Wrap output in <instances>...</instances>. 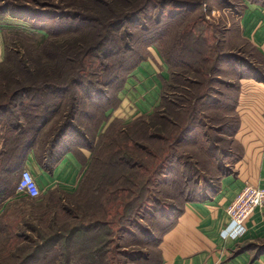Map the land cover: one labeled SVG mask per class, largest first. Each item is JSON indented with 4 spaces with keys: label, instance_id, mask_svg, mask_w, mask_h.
<instances>
[{
    "label": "rangeland",
    "instance_id": "374dc122",
    "mask_svg": "<svg viewBox=\"0 0 264 264\" xmlns=\"http://www.w3.org/2000/svg\"><path fill=\"white\" fill-rule=\"evenodd\" d=\"M5 1L14 0H0V5ZM40 1L51 6L61 3L60 0ZM180 1L184 0H149V9L140 16L139 23L128 24L121 31L122 35L132 33L133 50L109 58V71L100 77L111 79L119 74L115 71L119 64L140 62V52H146L143 39L159 33L161 40L148 42L153 43L149 49L151 55L162 59L169 69L159 106L128 124L103 128L94 147L95 165L76 189L63 192L62 200L56 194L43 192L38 199H24L16 193L11 199L0 201V264H20L28 256L37 257L30 264H44L47 254L53 255L49 261L57 262L51 264H61L63 252L75 254V248L87 243L79 235L75 236L76 226L95 221L102 224L100 249L108 264H158V239L174 223V209L182 206L190 194L200 192L206 183L204 179L215 182L219 164L225 167L236 158L240 147L234 136L214 129L224 120L234 125L236 115L234 111L214 106L215 101L234 96L229 85L238 82L239 70L249 77L264 79V56L240 38L236 18L241 6L236 0H193L199 3L193 2L194 6L187 7ZM153 2L166 3L164 19L159 25L156 20L160 11L152 6ZM136 3L145 1L136 0ZM11 25V34L17 33L10 36L8 43L12 57L17 60L14 53L19 51V57L45 64L47 57L39 54L43 51L46 32L26 31L19 25ZM13 41L17 42L13 44ZM61 49L67 52V44ZM230 52L232 57H227ZM183 54L191 62H182ZM85 60L86 63L78 64L80 70L86 69L89 74L98 68L97 64L88 63L89 58ZM6 74L15 78L18 72L5 71ZM164 93L166 97L162 98ZM202 97L204 105L199 102ZM166 114L171 117L168 121L164 119ZM191 114L197 115L193 123L198 128L189 136L184 130ZM179 138L184 141L178 143ZM216 144L223 153L213 157L211 147ZM118 151L132 157L131 187L125 177L115 183L118 173L106 166ZM187 163L196 166L191 168L194 179L188 183L183 172V165ZM18 180V174H6L1 182L9 184V189L15 192ZM96 194L101 198H96ZM53 237L54 243L58 242L57 248L52 246V250L49 247L52 252H44L48 247L46 240Z\"/></svg>",
    "mask_w": 264,
    "mask_h": 264
},
{
    "label": "trees",
    "instance_id": "16d2710c",
    "mask_svg": "<svg viewBox=\"0 0 264 264\" xmlns=\"http://www.w3.org/2000/svg\"><path fill=\"white\" fill-rule=\"evenodd\" d=\"M23 1H5L4 4L0 5V15L9 13L12 17L23 21V25L14 24L21 26L22 28H19L22 30L46 32L45 34L43 33L44 43L42 46L44 47L39 56L44 54L47 58H45V64L29 62L19 57L20 53L17 51L14 53L17 58L15 60V57H12V52L8 49V43L10 36L17 33L11 34L13 27L6 31V53L4 60L0 62V88H2L0 91V118L4 116L0 127L8 133V146H6V150L0 153L2 157L0 159V201L11 199L16 194L21 176L19 174L20 161L37 139L42 144L40 152L44 157L46 155L47 158L46 167L54 165L57 158L58 145L66 136L81 137L86 140L88 146L93 148L94 142H97L98 139L96 141L92 140L96 137L92 129L98 128L102 124L106 118L104 116L105 111L118 105L116 95L123 89L128 75L142 60L152 56L149 47L153 43L148 42L161 40V36H158L159 33L154 34L155 36L151 35V37L144 38L142 44L145 46L144 52H146H140V62L137 63L136 61L133 65H128L127 63L119 64L115 71L121 76L115 74L111 79L101 80L102 74L109 71V58L122 54V52L133 50V47L130 46L133 38L132 33L122 35L121 31L128 24L139 23L137 21L141 19L140 16L149 9V0H144L145 3L139 4L136 3V0H68V2H66L67 0H60L61 3L56 6L45 5L40 0ZM193 2L195 1L184 0L178 3H184L186 6L183 7H187L190 4L194 6ZM164 5H166L165 2H153L152 4L155 9L160 11L156 20L158 25L164 19ZM51 21H53L52 24L50 23ZM14 42L16 43L17 41H13V44ZM110 43H112V47L109 46ZM119 43L121 44L119 45ZM66 44L67 52L66 49H64L65 51L61 49L66 48ZM56 47L60 50L53 51L51 49ZM185 55L183 54L184 58L181 61L191 62L188 60L189 56ZM227 57H232L231 52L227 54ZM86 58L90 59L88 63L97 64L98 67L89 74L86 69L80 70L78 65L79 63L80 65L86 63ZM15 62H17L16 68L12 70ZM5 71L18 72V74L15 78H9V75H4ZM96 72L97 76L94 75ZM239 75L241 76L240 78H255L244 75L242 70H239ZM162 96V98H165V93ZM203 99L204 97L199 99L200 105H204ZM215 102L217 103L214 106L224 107L225 110L233 111V104L236 102V98L233 96L228 97V100ZM87 106L94 107L87 108ZM189 117L188 125L184 130L185 134L188 133L187 135L189 133L192 134L198 128V125L193 123L197 121V115L191 114ZM225 117H227V114H225ZM236 118L237 121L234 125H231L228 120H224L218 127L210 126V128L214 127L215 130L222 134L233 136L238 127L237 115ZM164 119L168 121L171 117L166 114ZM173 122L175 121L173 120ZM119 123L121 124L120 121L112 122L108 129L118 126L117 124ZM93 125L94 127L92 128ZM201 126L203 127V123L200 121ZM14 131L16 133L12 134ZM88 135L89 140L87 138ZM105 136L106 134H103L104 138ZM182 140L184 141V138H179L178 143H181ZM211 145H213L212 142ZM216 145L211 147L212 154L213 151L215 153L213 157H218L219 152L223 153L222 148L218 147V144ZM44 157L42 160H44ZM97 159L99 158L97 157L96 161ZM106 166L118 173L115 183H118L120 178L125 177L131 187L133 182V178H131L133 172L131 171L134 167L131 155L127 156L118 151L115 159L109 161ZM194 166H190L188 163L185 166L183 165L184 177H186L184 180L187 183L194 179V174L191 171ZM226 166L219 164L216 181L211 182L204 179L206 183H204L202 190L200 191V188V192L194 195L190 194V198L186 199L185 202L204 198L206 190L215 191L218 188L219 177L225 172ZM177 171L176 168L175 172ZM6 174H18L19 180L15 192L9 189V184L2 183V178ZM63 192L64 190L57 187L47 193L56 194L62 200ZM24 197V199L29 200L38 199ZM96 198L100 199L101 197L98 195ZM182 206L174 209L172 213L179 212ZM165 216L169 218L167 214ZM172 225L166 228L162 235ZM101 226L102 224L99 221L76 226L75 232L78 233L75 236L79 235L83 240H87V243L75 248V250L77 249L75 254H65L63 252L61 264H108L106 256L101 254L100 249ZM162 235L159 237L158 242ZM54 239L53 237L52 240H46L45 245L48 247L47 249L45 248L44 252H52L49 251V247L51 250L53 249L52 246H54V249L57 248L55 243L58 242L54 243ZM61 239H64L63 235H61ZM49 243H52V245L49 246ZM97 252L100 254L98 255ZM52 256L47 254L45 256L46 262L43 263H57L54 262L55 260L49 261ZM33 259H37V257L28 256L20 264H30L32 263L30 260Z\"/></svg>",
    "mask_w": 264,
    "mask_h": 264
},
{
    "label": "crops",
    "instance_id": "0c3cea01",
    "mask_svg": "<svg viewBox=\"0 0 264 264\" xmlns=\"http://www.w3.org/2000/svg\"><path fill=\"white\" fill-rule=\"evenodd\" d=\"M235 3L241 6L236 18L240 38L264 56V0ZM17 23L23 25L9 14L0 15V62L6 53V31ZM168 70L154 55L142 60L116 95L118 105L105 111L104 126L99 125L94 130L96 137L91 139L96 141L100 131L114 121L128 124L157 108ZM233 83L229 87L235 92L233 111L238 117L233 136L240 152L227 164L215 191L206 190L204 198L187 201L174 213L172 227L158 242V264H264V206L255 210L238 237L229 235L231 218L227 211L246 182L264 187V79L239 78ZM7 139L8 133L0 127V153L6 150ZM41 145L37 139L27 151L20 161L19 174L25 168L31 170L42 192L57 187L76 189L95 165V150L81 137H64L52 167H46Z\"/></svg>",
    "mask_w": 264,
    "mask_h": 264
},
{
    "label": "built area",
    "instance_id": "2783aa9c",
    "mask_svg": "<svg viewBox=\"0 0 264 264\" xmlns=\"http://www.w3.org/2000/svg\"><path fill=\"white\" fill-rule=\"evenodd\" d=\"M264 54V49H263ZM16 193L30 198H40L43 194L39 183L31 170L23 169ZM264 206V187L246 182L243 189L237 194L228 206L231 218L229 235L240 236L245 230L246 221L254 214L257 208Z\"/></svg>",
    "mask_w": 264,
    "mask_h": 264
}]
</instances>
